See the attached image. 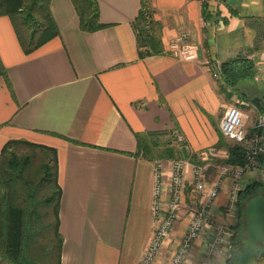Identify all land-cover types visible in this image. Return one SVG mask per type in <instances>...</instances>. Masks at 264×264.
Wrapping results in <instances>:
<instances>
[{"label":"crops","instance_id":"0c3cea01","mask_svg":"<svg viewBox=\"0 0 264 264\" xmlns=\"http://www.w3.org/2000/svg\"><path fill=\"white\" fill-rule=\"evenodd\" d=\"M203 1L150 0L164 53L144 58L133 28L142 0H97L107 26L93 32L81 29L73 0H51L59 35L30 53L11 17L0 15V58L10 83L0 76V155L14 139L56 149L61 264H139L156 228L159 157L137 154L138 135H178L171 147L179 157L205 159L224 136L220 121L231 98L220 91L213 68L238 55L264 63V39L256 49L264 0H207L208 19ZM183 33L197 47L196 59L172 55L170 46ZM171 159L163 158L167 169ZM185 205L194 207V200ZM173 240L164 241L153 264H171ZM228 260L219 256L213 264Z\"/></svg>","mask_w":264,"mask_h":264},{"label":"trees","instance_id":"16d2710c","mask_svg":"<svg viewBox=\"0 0 264 264\" xmlns=\"http://www.w3.org/2000/svg\"><path fill=\"white\" fill-rule=\"evenodd\" d=\"M51 0H0V15L11 17L25 52L30 53L48 40L59 35V28L50 7ZM80 27L93 32L106 27L101 21L97 0H73ZM203 16H212L208 1H203ZM141 58L164 53L161 24L153 19L150 0H142L140 11L133 23ZM256 49L264 39L258 26ZM220 91L229 98L237 95L244 100L256 91L255 61L238 55L222 63ZM0 76L7 79L0 58ZM228 88H231L228 90ZM165 133L149 132L138 135V155L149 160L181 158L175 147L159 149L157 137ZM220 146L228 150L225 163L241 165L245 152L240 145H227L224 136ZM178 151V153H177ZM43 157L40 159L38 157ZM190 159L204 163L197 154ZM56 149L23 139L8 141L0 155V257L10 264H61L64 238L60 232L61 188L58 183ZM261 183L254 181L240 190L236 206L239 220L233 225L232 239L242 244L241 217L243 202L255 196Z\"/></svg>","mask_w":264,"mask_h":264},{"label":"built area","instance_id":"2783aa9c","mask_svg":"<svg viewBox=\"0 0 264 264\" xmlns=\"http://www.w3.org/2000/svg\"><path fill=\"white\" fill-rule=\"evenodd\" d=\"M186 39V33L175 38L170 46L172 55L187 60L196 59L197 47ZM222 75V66L217 63L213 68V76L221 81ZM245 117L243 110L238 105H234L226 109L220 121L223 135L243 145L244 164L226 163L216 166L207 161L194 165L190 157H183L171 159L170 167L167 169L162 163L163 159L155 160L153 215L156 228L139 264H153L176 222L185 216L183 210L189 211V228L179 243L171 264H195L192 249L205 229L211 231L199 264H213L219 256L230 258L234 255L236 245L232 239L230 219L235 212L239 183L248 169L260 164L264 155V116H260L253 128L247 127ZM211 166H216L219 170L218 175L208 185L206 170ZM190 173L193 179L189 180ZM227 176L233 179L234 189L230 203L226 206L224 216L220 220L214 214V201L220 195ZM187 185L192 186L193 192L201 194L200 200H194L195 206L192 208H187L185 205Z\"/></svg>","mask_w":264,"mask_h":264},{"label":"rangeland","instance_id":"374dc122","mask_svg":"<svg viewBox=\"0 0 264 264\" xmlns=\"http://www.w3.org/2000/svg\"><path fill=\"white\" fill-rule=\"evenodd\" d=\"M208 8H209V3H208ZM262 44L263 43H260V45H262ZM253 60L255 61L254 81H255V84L257 86V90L253 91V92L251 91L250 93H248L247 94L248 97H245L246 100H241V98L238 97L237 95H233L230 98V103H229L230 105L228 106V107H230V106L238 105L243 110V112L246 115H248V117L247 116L245 117V122H246V125L248 128H253L254 124L259 120L260 116L262 115V114L260 115V112L258 111L256 106L254 105V103H252L250 101V98H252V97L254 98L257 95L258 96H260V95L264 96V63L261 62L260 60L259 61L256 59H253ZM229 89H231V88H228V90ZM225 111L226 110L223 111L222 116L224 115ZM263 134H264V132H263ZM179 138L180 137L178 135H177V138H172L170 136L157 137V140L160 142V146H161L159 149H165V148L171 147L172 144L177 142L176 139L179 142L181 141ZM224 141L227 143V145H233V146L234 145H240L244 150V147L242 144L231 141L228 138L227 139L224 138ZM219 143L217 144L216 148L207 149L206 158L204 159L205 162L208 161L210 163H214V165H216V166L226 164L224 161H225V159H227V156L229 153H228L227 148L224 146H220ZM174 146H175V144H174ZM38 158H39V160L43 159V157H40V156ZM192 164L199 165L200 163L193 162ZM216 166H211L206 170V182L208 185H210L212 183L214 177H216L218 175L219 168H217ZM188 177H189V175H188ZM191 179H193V176H191ZM254 181H258L261 183V185L258 188V190L256 191L255 195H260V194L264 195V155L262 156V158L260 160V164L258 166H256L255 168L248 169L247 172L244 174V176L242 177V179L240 180V183H239V186H240L239 192H240V190L244 189L248 184H250ZM233 186H234L233 179L230 176H227L225 178V183L223 184V187L221 190V193H223L225 195L224 196L225 198L223 200L224 201L223 205L221 206L220 211L215 210V213H214L216 215V217L220 220L222 219V216H224L223 212H224L226 206H228V204L230 203V200L232 198L231 197L232 191L234 189ZM187 188H188V185H187ZM191 189H192V187H190V190ZM193 193H195V194H194L193 199H192V196L190 198L187 195V189H186V191H185V203L190 201V199L191 200H200L201 194L196 193V192H193ZM221 193H220V195H221ZM219 196L217 197V199L219 198ZM217 199H215L214 205L216 204ZM237 199H238V195H237ZM248 200H245L243 202V214L241 217V222H242V227H243L242 244L245 243L246 235H247L245 207H246V203L248 202ZM183 211L185 212V214H184L185 216H182V218L176 222L174 229L172 230L170 236L168 237V238L174 239L176 241L172 257L177 252V248L179 246V243L181 242L182 238L184 237V235L186 234V232L189 228V223H190L189 211H186V210H183ZM183 220L185 221V223L180 224L181 222H183ZM238 220H239V215H238V208L236 206L235 212L233 213V215L230 219L231 228H232L231 232L232 233H234L233 225H235L238 222ZM181 226L183 227L182 231L179 229L180 231L178 230L176 232V229L180 228ZM210 231L211 230L205 229L202 232L200 238L197 239V241H196V243L192 249V251H193L192 258H194L193 260H194L195 264L200 263V258L202 257V255L204 253ZM263 238H264V236H263ZM263 238H262V240H263ZM242 244H240V245H242ZM232 257L233 256H231L229 258V260H228L229 262L227 261V264H231L230 262L232 260ZM0 264H10V263L0 257Z\"/></svg>","mask_w":264,"mask_h":264},{"label":"water","instance_id":"95a60500","mask_svg":"<svg viewBox=\"0 0 264 264\" xmlns=\"http://www.w3.org/2000/svg\"><path fill=\"white\" fill-rule=\"evenodd\" d=\"M252 102L264 116V108L260 105V97L252 98ZM245 217L246 241L236 249L231 264H253V251L264 230V195H255L248 200L245 207Z\"/></svg>","mask_w":264,"mask_h":264},{"label":"flooded vegetation","instance_id":"af4514ba","mask_svg":"<svg viewBox=\"0 0 264 264\" xmlns=\"http://www.w3.org/2000/svg\"><path fill=\"white\" fill-rule=\"evenodd\" d=\"M258 96V95H257ZM256 97V96H255ZM260 105L261 107L264 108V96L260 95ZM253 98V97H252ZM252 98H250V101L252 102ZM253 103V102H252ZM255 105V104H254ZM256 106V105H255ZM256 108L258 109V111H260V109L256 106ZM254 197V196H253ZM252 198V197H251ZM250 198V199H251ZM264 230L263 233L261 235V238L259 240V242L256 244L255 249L253 251V264H264ZM263 238V240H262ZM263 241V242H262ZM244 244V243H243ZM242 244V245H243ZM242 245H237L236 249ZM234 256V255H233ZM232 261V260H231ZM231 263V262H230Z\"/></svg>","mask_w":264,"mask_h":264}]
</instances>
